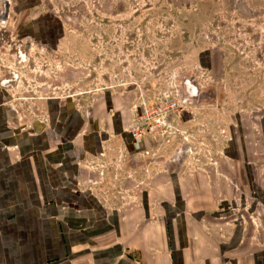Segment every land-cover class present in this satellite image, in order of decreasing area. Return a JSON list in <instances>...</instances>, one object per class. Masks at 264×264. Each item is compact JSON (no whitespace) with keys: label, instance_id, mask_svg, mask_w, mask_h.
<instances>
[{"label":"crops","instance_id":"0c3cea01","mask_svg":"<svg viewBox=\"0 0 264 264\" xmlns=\"http://www.w3.org/2000/svg\"><path fill=\"white\" fill-rule=\"evenodd\" d=\"M128 96L23 102L2 82L0 264H264V106L235 112L219 163L162 169L126 132Z\"/></svg>","mask_w":264,"mask_h":264},{"label":"rangeland","instance_id":"374dc122","mask_svg":"<svg viewBox=\"0 0 264 264\" xmlns=\"http://www.w3.org/2000/svg\"><path fill=\"white\" fill-rule=\"evenodd\" d=\"M42 20L61 37L36 39ZM2 82L23 102L128 94L148 165L217 164L235 112L264 106V0H0Z\"/></svg>","mask_w":264,"mask_h":264},{"label":"built area","instance_id":"2783aa9c","mask_svg":"<svg viewBox=\"0 0 264 264\" xmlns=\"http://www.w3.org/2000/svg\"><path fill=\"white\" fill-rule=\"evenodd\" d=\"M183 103H185V102H183ZM183 103H182V101H180V102L171 101L166 107H163V109H160L158 111V113L159 112H162V111H164V114H167L169 112H171V113L172 112H174V113H176V112H182L183 111V108H185L183 106ZM140 120L142 121V120H144V118H140ZM145 130H147V129L144 128V127L140 128V126L138 125V126H136V127L133 128V133H134V135L136 137L138 135H139L138 137H141L142 135L145 134Z\"/></svg>","mask_w":264,"mask_h":264}]
</instances>
